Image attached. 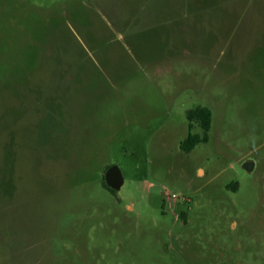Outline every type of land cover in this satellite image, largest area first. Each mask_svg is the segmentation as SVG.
Returning a JSON list of instances; mask_svg holds the SVG:
<instances>
[{
    "label": "rangeland",
    "instance_id": "obj_1",
    "mask_svg": "<svg viewBox=\"0 0 264 264\" xmlns=\"http://www.w3.org/2000/svg\"><path fill=\"white\" fill-rule=\"evenodd\" d=\"M0 264H264V0H0Z\"/></svg>",
    "mask_w": 264,
    "mask_h": 264
},
{
    "label": "trees",
    "instance_id": "obj_2",
    "mask_svg": "<svg viewBox=\"0 0 264 264\" xmlns=\"http://www.w3.org/2000/svg\"><path fill=\"white\" fill-rule=\"evenodd\" d=\"M186 120L188 122V135L181 143L180 149L183 153L189 154L198 144L208 141L207 133L211 128L212 115L208 108L197 107L186 112ZM194 125H197L203 131V136L192 134ZM103 187L113 192L105 185V182H103Z\"/></svg>",
    "mask_w": 264,
    "mask_h": 264
},
{
    "label": "water",
    "instance_id": "obj_3",
    "mask_svg": "<svg viewBox=\"0 0 264 264\" xmlns=\"http://www.w3.org/2000/svg\"><path fill=\"white\" fill-rule=\"evenodd\" d=\"M253 166H254L253 162L251 161H247L244 164V168L248 172L252 171ZM104 182H105V185L113 191H117L120 189V187L122 186L123 180H122V175L120 171L117 169V167H111L106 171L104 175Z\"/></svg>",
    "mask_w": 264,
    "mask_h": 264
},
{
    "label": "built area",
    "instance_id": "obj_4",
    "mask_svg": "<svg viewBox=\"0 0 264 264\" xmlns=\"http://www.w3.org/2000/svg\"><path fill=\"white\" fill-rule=\"evenodd\" d=\"M167 198H169V197L167 196ZM171 198H172L173 200L177 199L175 195H172Z\"/></svg>",
    "mask_w": 264,
    "mask_h": 264
}]
</instances>
